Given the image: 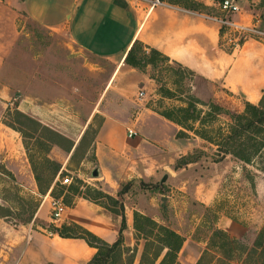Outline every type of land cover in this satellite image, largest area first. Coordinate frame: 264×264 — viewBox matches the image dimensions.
<instances>
[{
  "label": "rangeland",
  "instance_id": "1",
  "mask_svg": "<svg viewBox=\"0 0 264 264\" xmlns=\"http://www.w3.org/2000/svg\"><path fill=\"white\" fill-rule=\"evenodd\" d=\"M18 30L10 72L5 70L0 76V89L4 86L6 91L0 97V264H16L30 231L45 233L56 225L51 219V198L73 203L76 197L94 196L88 189L108 195L125 211L141 210L178 233L184 239L178 264H195L204 252H212L210 238L216 229L238 241L239 246H234L237 251L238 247L246 251L253 247L264 227V157H255L247 165L231 156L214 163V146L209 148L188 130V136L177 138L182 128L160 115L174 113L191 95L225 108L230 100L224 93H220L219 101L212 100L202 86L195 87V76L175 65L168 70L164 63L142 71L128 67L127 80L122 82L124 68L119 63L79 52L60 34L25 18L19 21ZM221 41L226 51H234L222 37ZM177 71L181 75L176 76ZM142 74L146 76L144 84L138 81ZM77 92V105L71 109L67 95ZM140 92L144 93L142 98L138 97ZM83 104H89L93 116L82 113ZM203 111L198 120H189L187 125L195 131L214 132L219 118L200 128L208 109ZM27 117L70 141L71 150H65L69 146L65 142V149L42 147L46 139L54 138L44 131L36 132L37 127ZM105 118L119 125L122 134L111 131L115 153L102 147L98 162L92 142ZM220 119L229 121L226 115ZM128 127L137 132L136 139L125 135ZM44 157L61 166L63 162L65 176H54L47 170ZM182 158L192 163L181 165ZM153 171L154 176H145ZM141 173L144 176L138 178ZM66 177L70 184L63 186ZM97 203L110 209L118 206L106 199ZM142 248L140 241L139 260ZM242 249L234 250L233 264H242ZM124 257L123 264H127V255Z\"/></svg>",
  "mask_w": 264,
  "mask_h": 264
},
{
  "label": "crops",
  "instance_id": "2",
  "mask_svg": "<svg viewBox=\"0 0 264 264\" xmlns=\"http://www.w3.org/2000/svg\"><path fill=\"white\" fill-rule=\"evenodd\" d=\"M40 1L39 4L35 0H0V76L5 70L10 72V59L19 40V21L25 18L60 34L68 46L79 52L119 63L124 68L121 69L124 74L122 82L127 80L125 69L129 67L124 64L125 54L132 43L138 41L194 73L197 78L195 87L202 86L212 100L219 101L220 93H224L230 100L225 107L230 112L241 113L244 103L257 105L263 95L264 42L250 39L240 48L226 51L221 45L218 24L209 18L212 15L189 11L174 2L167 4L164 0H160L165 3L164 6L153 9L140 0ZM192 1L207 10H218L219 3L215 0ZM235 1L240 13L234 16V20L243 25L259 20L264 30V0ZM138 81L144 84L146 76L139 75ZM40 83L42 85V81ZM4 89V86L0 89V97L6 92ZM56 90H59L58 87ZM77 94L66 93L67 105L71 109L77 105ZM82 108V113H92L89 104H83ZM111 131L122 134L119 125L108 118L103 119L92 142V152L98 162L102 147L115 153ZM134 132L135 137L129 140L137 138V132ZM61 164L63 167L64 163ZM155 173L153 171L145 176L152 177ZM138 176L142 178L144 175L141 173ZM66 209L63 219L56 221L55 227L74 223L108 244L116 241L121 225L119 215L82 197H76L72 206H65ZM124 217L123 242L126 248L132 249L135 245L133 211L124 210ZM95 253L96 250L81 239H63L48 231H30L16 264H89ZM133 264H139L137 253Z\"/></svg>",
  "mask_w": 264,
  "mask_h": 264
},
{
  "label": "trees",
  "instance_id": "3",
  "mask_svg": "<svg viewBox=\"0 0 264 264\" xmlns=\"http://www.w3.org/2000/svg\"><path fill=\"white\" fill-rule=\"evenodd\" d=\"M173 4H176L186 10L193 12H202L207 10L201 4H198L192 0H174ZM157 63H164L170 70L171 65L177 66L180 70H185L194 76V73L182 67L180 64L171 61L168 57L164 56L155 49L148 48L138 41H134L124 57V64L139 71H142L146 67L154 68ZM177 71L175 74H179ZM203 108H207L208 111L203 115L202 121H200V128H206L205 124L218 121V127L212 131L194 130L187 125L189 120H198L200 115L204 114ZM17 115L24 116L18 111H15ZM10 114V111L7 112ZM166 120L181 127L182 130L176 134L177 138H184L185 131L194 132V134L203 140L209 148H213L216 153L217 159L214 163L223 161L225 157L231 156L244 164H250L255 157H264V92L257 105L250 103H244V108L241 113H232L229 110L222 108L221 106L213 103L206 104L194 96L188 97V102L184 103V106L178 107L174 110V113H162L160 114ZM180 117H179V116ZM222 115L228 117V122H220ZM28 118V117H27ZM30 122L37 127L36 132L44 131L54 139H46L41 145L44 148H49L51 145L64 148L62 143H68L65 150L68 152L72 148V143L64 138L62 135L52 131L47 127L41 126L38 122L28 118ZM9 128H12L9 124H6ZM22 134L21 131H18ZM213 134V135H212ZM45 144V145H44ZM26 147V146H25ZM27 150V147H26ZM181 165L192 163L187 158L181 159ZM30 163L33 165V161L30 158ZM43 165L47 170H51L53 175L65 176L62 166L54 161H51L47 157L42 159ZM180 165V166H181ZM179 168V165L175 168ZM92 191L94 196L82 195L80 197L89 200L93 203H97L99 199H106L112 202L116 209H110L107 206L100 205L104 209L110 211L113 214L121 217V225L118 237L112 244L104 242L90 231L74 224H62L59 227L53 226L47 230L52 234H56L63 239H81L90 248L96 250V253L90 260L89 264H123L124 256L127 255V264H133L138 245L140 241H143V248L140 255L139 264H178L177 257L180 252L184 239L176 233L174 230L165 226L159 225L154 220L145 216L139 212L133 213V229L135 232L134 239L135 245L132 249L126 248L123 242L122 232L126 228L124 207L122 204H118L113 198L101 193L95 189H88V192ZM67 207H71V200L64 201ZM210 251H206L200 256L195 264H233L232 261L235 257L237 247L239 243L236 239H232L222 230L216 229L213 231L210 238ZM216 249L219 253L213 250ZM241 247H238V251L241 252ZM235 250V251H234ZM237 251V252H238ZM245 254V258L242 264H264V227L257 234V237L253 243V247L246 251L242 249ZM222 252V253H221ZM241 256V255H240Z\"/></svg>",
  "mask_w": 264,
  "mask_h": 264
},
{
  "label": "built area",
  "instance_id": "4",
  "mask_svg": "<svg viewBox=\"0 0 264 264\" xmlns=\"http://www.w3.org/2000/svg\"><path fill=\"white\" fill-rule=\"evenodd\" d=\"M140 1L147 2L150 7L149 9L165 5V3L160 0ZM238 13H240V7L235 0H221L218 4L217 14L209 17L218 24L223 43L228 46L229 49L235 50L250 39L264 42V30L260 27V21L256 20L251 25H243L234 20V16ZM143 96V92L138 94L139 98ZM135 135L136 133L132 129H126V136L128 139H132ZM69 184L70 180L68 177L62 180L63 186ZM50 207L52 210L51 219H53V221H59L65 210L63 202L59 199L51 198Z\"/></svg>",
  "mask_w": 264,
  "mask_h": 264
},
{
  "label": "water",
  "instance_id": "5",
  "mask_svg": "<svg viewBox=\"0 0 264 264\" xmlns=\"http://www.w3.org/2000/svg\"><path fill=\"white\" fill-rule=\"evenodd\" d=\"M165 178H166V177H164V179H163L162 181H164V180H165Z\"/></svg>",
  "mask_w": 264,
  "mask_h": 264
}]
</instances>
